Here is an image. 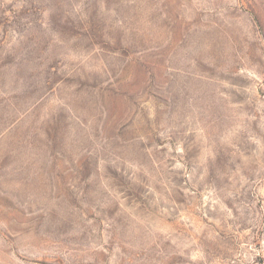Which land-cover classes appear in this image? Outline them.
<instances>
[{
  "label": "rangeland",
  "instance_id": "obj_1",
  "mask_svg": "<svg viewBox=\"0 0 264 264\" xmlns=\"http://www.w3.org/2000/svg\"><path fill=\"white\" fill-rule=\"evenodd\" d=\"M0 264H264V0H0Z\"/></svg>",
  "mask_w": 264,
  "mask_h": 264
}]
</instances>
